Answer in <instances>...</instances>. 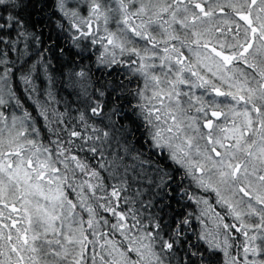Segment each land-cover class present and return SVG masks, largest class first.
Returning <instances> with one entry per match:
<instances>
[{
	"label": "snow or ice",
	"instance_id": "1",
	"mask_svg": "<svg viewBox=\"0 0 264 264\" xmlns=\"http://www.w3.org/2000/svg\"><path fill=\"white\" fill-rule=\"evenodd\" d=\"M0 264H264V0H0Z\"/></svg>",
	"mask_w": 264,
	"mask_h": 264
},
{
	"label": "trees",
	"instance_id": "2",
	"mask_svg": "<svg viewBox=\"0 0 264 264\" xmlns=\"http://www.w3.org/2000/svg\"><path fill=\"white\" fill-rule=\"evenodd\" d=\"M63 95H66V93H62Z\"/></svg>",
	"mask_w": 264,
	"mask_h": 264
}]
</instances>
